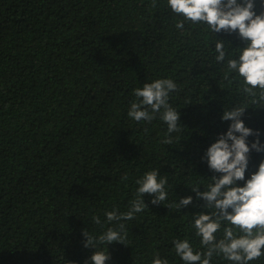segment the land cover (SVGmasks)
<instances>
[{"label":"trees","instance_id":"trees-1","mask_svg":"<svg viewBox=\"0 0 264 264\" xmlns=\"http://www.w3.org/2000/svg\"><path fill=\"white\" fill-rule=\"evenodd\" d=\"M254 5L258 15L260 0ZM217 40L225 42L223 63L215 59ZM244 47L238 32L186 21L167 0H0V264H91L100 250L110 255L105 264H152L157 255L185 264L174 240L206 252L193 224L209 210L191 187L206 191L222 175L204 154L231 123L223 112L246 106L241 119L264 143L261 90L245 93L227 67ZM156 79L179 88L168 102L180 131L169 134L159 113L151 122L128 116L133 90ZM255 139L247 138L249 147ZM248 157L237 186L264 152ZM154 169L167 177V200L153 205L143 194L148 208L120 221L124 244L85 248L83 231L98 237L118 229L105 213L127 212L136 181ZM186 196L191 204L169 210ZM211 264L233 262L214 254ZM249 264H264V255Z\"/></svg>","mask_w":264,"mask_h":264},{"label":"clouds","instance_id":"clouds-1","mask_svg":"<svg viewBox=\"0 0 264 264\" xmlns=\"http://www.w3.org/2000/svg\"><path fill=\"white\" fill-rule=\"evenodd\" d=\"M167 4L184 20L206 24L210 31L238 32L241 40L246 42V47L240 48L238 58L227 60V67L241 78L245 93L255 95L254 90L260 89L264 97V0H260L261 11L258 15L253 10L254 0H167ZM176 27L183 28V22H178ZM215 52L216 62L223 63L226 59L224 41L215 42ZM133 91L137 99L129 108L130 118L136 122H151L159 113L169 134L182 129L179 112L168 102L170 93L179 91L171 79H156ZM245 109L246 106H235L223 112L221 119L231 123L226 133L221 134L204 154L208 167L222 175L219 178L211 177L212 183L206 191H199L197 185L191 187L196 197L205 201L203 207L209 210L195 216L193 224L201 245L207 250L203 253L194 252L187 240H174L175 253L185 264H211L214 254L223 255L233 264H249L264 255V160H261L257 170L243 186H237V181L245 180L250 150L264 152L259 130L246 127L241 119ZM249 136L256 137L250 147L246 142ZM163 143L171 144L172 140L169 137ZM158 176V170L154 169L138 179L137 198L132 201L129 210L105 213L107 222H118V229L108 228L98 237L83 231L86 238L83 246L95 249L98 245L106 247L112 242L124 244L125 225L120 221L133 220L136 213L148 208L142 195L151 194L153 205H161L167 200V177L158 179ZM192 199L186 196L167 207L179 211L191 204ZM92 219L96 224H101L98 216ZM222 222H227L229 226L224 227L223 238L217 240L215 234ZM234 230H239L243 235L237 236ZM109 259L110 255L103 250L93 251L89 258L91 264H105ZM152 264H168V261L157 255Z\"/></svg>","mask_w":264,"mask_h":264}]
</instances>
